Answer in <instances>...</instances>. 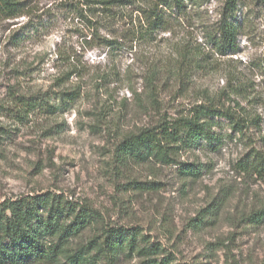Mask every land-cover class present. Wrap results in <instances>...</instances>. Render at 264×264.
I'll list each match as a JSON object with an SVG mask.
<instances>
[{"label": "rangeland", "instance_id": "obj_1", "mask_svg": "<svg viewBox=\"0 0 264 264\" xmlns=\"http://www.w3.org/2000/svg\"><path fill=\"white\" fill-rule=\"evenodd\" d=\"M21 1L24 15L0 20V127L8 131L0 144V202L61 195L110 227L137 228L162 249L157 260L165 264H261L264 221L247 215L264 204V184L237 162L250 147L264 151V0H239L246 24L238 52L226 57L208 51L203 38L222 0L188 4L170 30L137 49L122 39L139 7L152 0L111 11L88 0ZM105 40L120 45L109 48ZM197 48L207 52L205 66L188 68L181 56ZM238 81L245 96L229 93ZM76 86L80 95L72 106L54 114L38 111L20 120L9 109L14 92ZM207 100L256 115L260 126L242 136L222 123L215 129L220 143L182 152L181 161L199 165L197 178H183L174 166L122 164L117 157L124 133L180 117ZM117 264L142 263L134 255Z\"/></svg>", "mask_w": 264, "mask_h": 264}, {"label": "trees", "instance_id": "obj_2", "mask_svg": "<svg viewBox=\"0 0 264 264\" xmlns=\"http://www.w3.org/2000/svg\"><path fill=\"white\" fill-rule=\"evenodd\" d=\"M88 1L90 4L101 5L107 11L134 4L133 0ZM222 1L217 19L204 25L203 31L204 46L218 57L238 52V40L246 24L238 14L239 0ZM196 2H148L139 7V18L131 21L122 40L129 43L130 49L153 42L158 31L170 30L172 19L184 12L188 4L194 5ZM24 14L21 0H0V20ZM105 44L113 49L120 45L117 40H105ZM195 50L180 55L181 61L183 59L188 68L205 66L203 62L207 52L200 48ZM260 67L264 75V59H261ZM155 73L151 69L148 75L149 94L155 88ZM233 88L230 94L242 97L247 93V87L241 81ZM79 95V86L31 95L14 92L10 102L12 106L8 108L15 117L23 120L38 111L54 114L56 110L70 108ZM0 107L4 108V105ZM222 123L231 132L243 136L250 128L257 129L260 119L246 112L239 113L232 106L207 100L191 106L180 117L163 119L154 125L124 133L116 147L117 157L122 164L156 163L174 166L183 178L195 179L201 173L199 165L181 161L180 154L220 143L223 138L215 129ZM7 134L8 131L0 127V144ZM237 163L242 172L255 176L264 184L263 150L250 147ZM247 217L257 224L263 222L264 204L252 208ZM75 238L81 240L72 246ZM161 250L137 228L110 227L92 209H77L55 193L26 194L0 202V264H117L122 256L134 255L141 258L142 264H165V260H157ZM261 264H264V260Z\"/></svg>", "mask_w": 264, "mask_h": 264}]
</instances>
